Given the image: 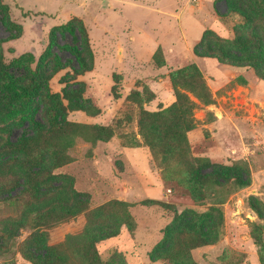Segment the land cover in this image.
Instances as JSON below:
<instances>
[{"label": "rangeland", "instance_id": "374dc122", "mask_svg": "<svg viewBox=\"0 0 264 264\" xmlns=\"http://www.w3.org/2000/svg\"><path fill=\"white\" fill-rule=\"evenodd\" d=\"M0 3L22 29L18 39L0 43L6 64L18 59L17 66L34 69L48 45L50 30L73 20L85 27L92 52L90 71L73 76L65 69L48 80L55 100L44 102L33 96L1 114V143L14 142L33 130L31 114L44 125L62 118L115 130L108 142L94 143L84 139L93 136L92 129L79 131L63 153L69 162L50 168L48 175L56 145L39 150L37 157L45 170L35 175L23 163L0 165V235L4 230L13 234L2 244L0 264H89L83 248L90 242L102 264H264V217L252 208L264 214V81L252 68L229 66L217 57L194 53L206 32L226 41L241 36L245 32L242 14L253 26H263L261 3ZM7 36L0 23V40ZM189 65L201 72L211 104L206 106L187 93L197 108L193 111L196 126L187 135L186 157L167 147L151 152L140 135L139 112L169 106L175 100L169 73ZM239 76L246 85L240 84ZM65 89L70 95L63 94ZM133 91L139 93L137 99L129 97ZM151 96L153 101L145 103ZM7 156L23 161L18 153ZM199 158L208 159L216 169L222 167L225 177L246 172L249 185L238 190L227 187L219 203L222 197L215 189L198 183L189 170V165H196L193 159ZM14 179L27 181L26 188L15 203L3 202V191ZM129 222L133 233L127 228ZM47 247L51 249L45 257Z\"/></svg>", "mask_w": 264, "mask_h": 264}, {"label": "trees", "instance_id": "16d2710c", "mask_svg": "<svg viewBox=\"0 0 264 264\" xmlns=\"http://www.w3.org/2000/svg\"><path fill=\"white\" fill-rule=\"evenodd\" d=\"M256 1L264 6V0ZM242 17L244 18L245 32H242L241 36L238 35L232 41H226L210 32H206L199 44L195 46L194 53L198 57H217L221 63L229 66L252 68L255 75L264 81V24L263 26H253V22L248 16L242 14ZM0 23L5 27L8 34L4 40H0V43L16 40L21 36V26L11 21L7 6L1 3ZM59 39L63 41V44L59 43ZM59 53H68L69 57L62 59ZM157 54L158 52L153 56L154 61ZM17 62L18 59H12L9 64H6L0 55V115L10 112L12 105L27 101L33 96L41 98L44 102L45 100H55L56 96L54 97L48 91L47 82L60 71L68 69L73 76H80L90 71L92 52L86 29L77 20L53 27L48 36V45L35 64L34 69H24L17 66ZM31 64H34V62ZM156 64L160 67L163 65L157 62ZM237 79L241 85H246V80L243 77L239 76ZM169 80L175 100L169 106L161 107L153 112L141 108L139 112L140 135L151 152L155 153L157 147H167L174 149L177 155L186 157L189 152L187 135L196 126L193 111L197 108L196 103L190 100L187 93L192 94L206 106L211 104V96L201 72L195 65L171 71ZM63 94L70 95L67 89L63 91ZM129 97L137 99L139 93L133 91ZM79 98L82 99L81 95ZM151 101H153V96L146 99L145 103ZM31 116L29 119L33 125V130L28 134L19 137L14 142L1 143L0 140V165L11 161L15 164L23 163L32 170L30 174L35 175L45 170V167L41 166L42 158L37 157L39 150L42 147L56 145L55 150L51 153L54 162L47 168L48 175L52 170L50 168L57 169L69 162L70 159L65 158L63 153L73 145L75 137L80 136L79 131L92 129L93 136L90 138L84 137V139L93 143L97 141L108 142L115 136L114 128L109 126L95 125L90 127L70 123L62 118L50 122L49 125H44L35 119L34 114H31ZM9 153L20 154L23 161L13 157L10 159L7 156ZM7 157L8 159H6ZM193 162L196 165H189V170L194 179L201 185L206 184L215 189L217 197H222L219 203L223 201L227 187L238 190L250 183L246 172H242L241 175L225 177L223 168L217 167L218 169H216L208 159H193ZM26 184L27 181L25 180L20 182V180L14 179L3 191L2 201L15 203V200L19 199V193L25 190ZM46 188H50V184ZM116 204L126 206L122 202ZM252 208L261 219L264 217L263 210L253 205ZM127 228L133 233L134 228L131 222L128 223ZM9 231L4 230L1 232L0 249L3 248L2 244L5 242L6 236H13ZM50 249V247L49 249L47 247L43 250L45 257ZM83 252L89 264H102L92 242L84 246Z\"/></svg>", "mask_w": 264, "mask_h": 264}, {"label": "crops", "instance_id": "0c3cea01", "mask_svg": "<svg viewBox=\"0 0 264 264\" xmlns=\"http://www.w3.org/2000/svg\"><path fill=\"white\" fill-rule=\"evenodd\" d=\"M132 151H136V150L134 149V150H132ZM132 151H131V153H133ZM131 153H130V154H131ZM131 155H132V154H131ZM131 157L135 160V163H136V158H135V156L132 155Z\"/></svg>", "mask_w": 264, "mask_h": 264}]
</instances>
